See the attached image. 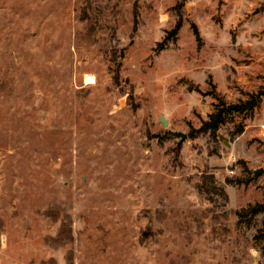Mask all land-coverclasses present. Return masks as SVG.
I'll return each mask as SVG.
<instances>
[{
	"label": "rangeland",
	"instance_id": "rangeland-1",
	"mask_svg": "<svg viewBox=\"0 0 264 264\" xmlns=\"http://www.w3.org/2000/svg\"><path fill=\"white\" fill-rule=\"evenodd\" d=\"M262 92L264 0H0V264H264Z\"/></svg>",
	"mask_w": 264,
	"mask_h": 264
},
{
	"label": "trees",
	"instance_id": "trees-1",
	"mask_svg": "<svg viewBox=\"0 0 264 264\" xmlns=\"http://www.w3.org/2000/svg\"><path fill=\"white\" fill-rule=\"evenodd\" d=\"M181 25H182V20L180 18L176 21L174 27L168 32V35L175 37ZM89 26L90 28L92 27V22H89ZM192 28L196 39L200 41L199 33L195 25H192ZM160 45H162V43L159 44V46ZM163 48L164 47H162V49ZM262 96H264V92L250 94L247 99L239 100L235 103H228L224 99L218 98L217 102H215L212 105V109L207 114L206 118L201 120L200 126L197 129H193L192 131H190L188 136L190 138H193L199 135H208L210 138L216 140L218 129L220 128L221 125H223L225 121L228 120V117L234 114L236 116H239L252 112L260 104ZM242 130L243 128L239 127L234 134L238 135L242 132ZM216 188H214V191L219 192V194L222 197H224V199L227 200L228 197L223 187H216ZM205 192L211 193V191L209 190H206ZM235 214L238 216L237 223L243 222L244 219L245 220L247 219V222H250L252 218H254L255 216L262 215L261 227L259 228L258 233L255 235V238L259 240L264 238V202H257L248 205L247 207L236 211Z\"/></svg>",
	"mask_w": 264,
	"mask_h": 264
},
{
	"label": "water",
	"instance_id": "water-1",
	"mask_svg": "<svg viewBox=\"0 0 264 264\" xmlns=\"http://www.w3.org/2000/svg\"><path fill=\"white\" fill-rule=\"evenodd\" d=\"M160 121L162 122L163 126L166 127L168 125L167 121L163 117L160 118ZM169 133L172 134L173 136L177 137V138L182 139V140L186 138V134H184L182 132H169ZM261 172H262V170H257V171H255V175H259Z\"/></svg>",
	"mask_w": 264,
	"mask_h": 264
},
{
	"label": "bare ground",
	"instance_id": "bare-ground-1",
	"mask_svg": "<svg viewBox=\"0 0 264 264\" xmlns=\"http://www.w3.org/2000/svg\"><path fill=\"white\" fill-rule=\"evenodd\" d=\"M86 80H87V82H91L90 78H87Z\"/></svg>",
	"mask_w": 264,
	"mask_h": 264
},
{
	"label": "crops",
	"instance_id": "crops-1",
	"mask_svg": "<svg viewBox=\"0 0 264 264\" xmlns=\"http://www.w3.org/2000/svg\"><path fill=\"white\" fill-rule=\"evenodd\" d=\"M247 99V98H246ZM241 100H245V99H241ZM226 101V100H225ZM227 102V101H226ZM229 103V102H228ZM262 136H263V134H262Z\"/></svg>",
	"mask_w": 264,
	"mask_h": 264
}]
</instances>
